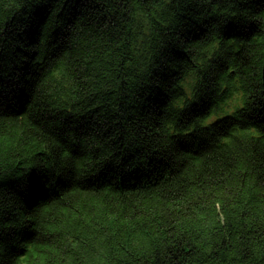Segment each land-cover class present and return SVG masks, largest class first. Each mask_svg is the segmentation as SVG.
<instances>
[{"label":"trees","instance_id":"trees-1","mask_svg":"<svg viewBox=\"0 0 264 264\" xmlns=\"http://www.w3.org/2000/svg\"><path fill=\"white\" fill-rule=\"evenodd\" d=\"M263 66L264 0H0V264H264Z\"/></svg>","mask_w":264,"mask_h":264},{"label":"water","instance_id":"water-1","mask_svg":"<svg viewBox=\"0 0 264 264\" xmlns=\"http://www.w3.org/2000/svg\"><path fill=\"white\" fill-rule=\"evenodd\" d=\"M263 80H264V66H263Z\"/></svg>","mask_w":264,"mask_h":264},{"label":"rangeland","instance_id":"rangeland-1","mask_svg":"<svg viewBox=\"0 0 264 264\" xmlns=\"http://www.w3.org/2000/svg\"><path fill=\"white\" fill-rule=\"evenodd\" d=\"M240 103V102H239Z\"/></svg>","mask_w":264,"mask_h":264}]
</instances>
